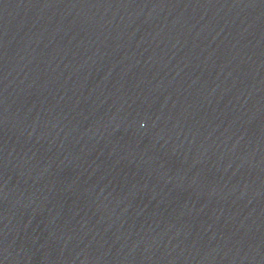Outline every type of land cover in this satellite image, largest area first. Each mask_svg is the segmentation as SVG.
Instances as JSON below:
<instances>
[{
	"label": "water",
	"instance_id": "1",
	"mask_svg": "<svg viewBox=\"0 0 264 264\" xmlns=\"http://www.w3.org/2000/svg\"><path fill=\"white\" fill-rule=\"evenodd\" d=\"M0 264H264V0H0Z\"/></svg>",
	"mask_w": 264,
	"mask_h": 264
}]
</instances>
